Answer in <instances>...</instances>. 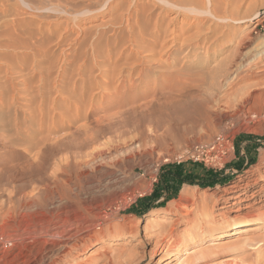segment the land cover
<instances>
[{
	"label": "rangeland",
	"instance_id": "obj_1",
	"mask_svg": "<svg viewBox=\"0 0 264 264\" xmlns=\"http://www.w3.org/2000/svg\"><path fill=\"white\" fill-rule=\"evenodd\" d=\"M184 3L0 0V264H107L110 254L144 264L161 239L187 228L174 224L177 215L198 219L206 196L214 230L264 209V0H217L220 19L209 0ZM196 19L207 21L200 30L207 46L222 53L194 44L167 54L161 45L172 43L170 34L153 45L159 25L176 29L180 43L199 34L184 30ZM205 58L206 66L197 64ZM230 62L239 70L225 81L221 68ZM129 74L133 84L119 87ZM102 152L107 159L91 164ZM181 165L182 179L195 184L163 202L148 199L163 170ZM104 166L122 176L116 190L87 179ZM205 178L218 183L202 188ZM233 185H249L235 192H246L245 203L230 199ZM186 189L190 199L182 200ZM55 224L78 235L49 254L62 241L48 235ZM257 229L222 246L203 244L195 249L209 250L206 258L197 263L193 250L186 264H253Z\"/></svg>",
	"mask_w": 264,
	"mask_h": 264
},
{
	"label": "bare ground",
	"instance_id": "obj_2",
	"mask_svg": "<svg viewBox=\"0 0 264 264\" xmlns=\"http://www.w3.org/2000/svg\"><path fill=\"white\" fill-rule=\"evenodd\" d=\"M171 1H174V2H179L181 4H183L185 2V0H171ZM213 2H217V0H209V3L211 4V13L210 15H212L214 18L216 19H220V17L218 16V7L217 5H214ZM207 3V2H206ZM157 4H152V8H155ZM164 5V3H163ZM172 5V4H170ZM169 5V6H170ZM185 5V3L183 4ZM181 5V6H183ZM229 5V4H228ZM166 6V5H165ZM177 8V7H176ZM136 9V8H135ZM188 9V8H187ZM128 11V10H127ZM163 12L166 14L169 12V9L168 8H164L163 9ZM163 13V14H164ZM204 13V12H203ZM151 15V13H149ZM164 14V15H165ZM209 14V13H208ZM190 15V14H189ZM145 17V16H144ZM187 17V16H186ZM189 17V16H188ZM130 20V19H129ZM151 20V19H150ZM157 20V19H156ZM222 20V19H221ZM228 20L227 18L224 19L223 18V21H226ZM231 20V19H230ZM79 21V20H78ZM229 21V20H228ZM233 21V20H231ZM237 20H235L236 22ZM234 22V21H233ZM239 22V21H238ZM138 23V21L136 22ZM172 23V22H171ZM205 23H207V21L205 19H196L194 21H192L190 24H188L186 26V28L184 29L185 30V34H189L190 31L196 29V30H202V28H204V25H206ZM241 23V22H239ZM156 24V23H155ZM138 25V24H137ZM169 25V24H168ZM167 25V26H168ZM171 25V24H170ZM222 27V26H220ZM227 27H230V24L227 25ZM167 28V27H166ZM183 28V27H182ZM207 29V28H206ZM209 29V28H208ZM254 30V29H253ZM169 31V28L165 29L164 30V27L162 25H159L158 27L155 28L154 32H152L151 36H152V39H154L153 41V45H157L158 44V40L162 37H164V39H166L168 37V34H170V36L172 37L171 41L172 43L167 46V48L164 46V45H161V49L163 50H166V53L168 54V52H175L179 49H186V48H190L192 46H194V44H205V51L207 52V54L211 53V51L213 52V55L215 56L217 53H222L224 50L222 48H219L218 46L214 45L212 47L210 46H207V40L208 38L204 37V35L202 34V32L200 31V33H196V35H188L187 38H184L182 40V42L180 43V37L183 36V35H179V34H176L178 33L177 30L175 29V31ZM183 31V30H182ZM207 31V30H206ZM209 31V30H208ZM211 31V30H210ZM214 31V30H213ZM217 31V30H216ZM223 32V31H222ZM144 33V32H143ZM183 34V33H182ZM219 36V35H218ZM167 41V40H166ZM160 42V41H159ZM213 43V42H212ZM152 45V44H151ZM180 46V48H179ZM168 49V51H167ZM165 54V53H164ZM211 56V55H210ZM213 57V56H212ZM206 60L204 61H200L198 60L197 61V64H204L206 66V64H208V58H205ZM137 62V61H136ZM238 62V61H237ZM139 63V62H138ZM133 63V65H138ZM234 63V62H233ZM233 63H228V64H225L222 66L221 68V71L223 72V75L221 78L224 79L225 81L232 75H234L236 72L238 73V70H239V67H236L235 68V65ZM195 64V63H194ZM144 65V63H143ZM150 65V64H149ZM133 68V67H132ZM139 68V67H138ZM231 68V69H230ZM116 69V68H115ZM141 70V69H140ZM212 70V69H211ZM218 71V70H217ZM144 71H140L139 72V76H142V73ZM213 72V71H211ZM220 72V71H219ZM231 72V73H230ZM120 73V72H119ZM217 74V73H216ZM215 74V75H216ZM219 75V74H218ZM107 77V76H106ZM218 77V76H217ZM216 77V78H217ZM246 77V76H245ZM140 78V77H139ZM219 78V77H218ZM127 79V82H128V85H132L133 84V81H132V74H129L128 76H125V78L119 82V87L120 86H125V81ZM216 80V79H215ZM221 81V80H220ZM218 84V82H216ZM100 84V83H99ZM215 84V83H214ZM216 84V86H217ZM242 85V84H241ZM122 86V87H123ZM229 86V85H228ZM258 87V86H257ZM212 88V87H211ZM210 88V89H211ZM233 88V87H232ZM154 89V88H153ZM215 89V88H214ZM60 91V90H59ZM155 91V90H154ZM253 93V92H252ZM251 93V94H252ZM117 94V93H116ZM208 94V93H207ZM227 94V93H226ZM189 95V94H188ZM263 95V93H261V96ZM180 96V95H179ZM193 96V95H191ZM196 96V95H195ZM200 96V95H199ZM260 95H258L259 97ZM194 97V96H193ZM252 97V95L248 94V97L246 100L249 101V99ZM207 98V97H206ZM220 98V97H219ZM230 98V97H229ZM256 100V98H254ZM109 100V99H108ZM111 100V99H110ZM198 100V99H197ZM200 100V98H199ZM203 100V99H202ZM246 100H243V101H246ZM106 101V100H105ZM104 102V101H103ZM114 102V101H113ZM112 103V101L110 102ZM106 104V102H105ZM119 104V103H118ZM217 104V102H216ZM107 105V104H106ZM105 105V106H106ZM216 106V105H215ZM117 107V106H116ZM168 107V106H167ZM242 107V106H241ZM220 108V107H219ZM136 109V108H135ZM249 109V108H248ZM239 110V109H238ZM133 112V111H132ZM237 112V111H236ZM234 116V115H233ZM192 117V115H191ZM176 119V118H174ZM203 119V118H202ZM177 120V119H176ZM95 136V135H94ZM91 137V136H90ZM93 137V136H92ZM96 137V136H95ZM92 139V138H91ZM59 141V140H58ZM57 142V141H56ZM120 146H118L119 148ZM93 157V156H92ZM97 158V157H96ZM107 159V156L102 152L100 156H98V158L93 161L91 164H94L95 163H98V162H101V161H104ZM114 159V158H113ZM69 163V162H68ZM89 163V164H90ZM87 164V165H86ZM90 164V165H91ZM85 167H88V163H85L84 165ZM91 167V166H90ZM82 168V167H81ZM113 168V167H112ZM97 175V176H96ZM87 176V175H86ZM95 178H94V177ZM89 178L92 177V179L95 181V179L97 178L98 182H94L93 185L95 183H98L100 186V188H103V191L104 192H107L109 191L110 189L114 188L117 186V187H120L121 184H118L121 182V175L118 173V171L116 169H111L110 167H105L98 170L97 173L95 175H92V176H87ZM124 178V177H123ZM122 178V179H123ZM125 180V179H124ZM62 181V180H61ZM54 182V181H53ZM64 183V182H63ZM126 183V182H124ZM96 184V185H98ZM54 185V184H53ZM120 185V186H118ZM63 186V185H62ZM61 186V187H62ZM95 186V185H94ZM93 186V187H94ZM249 185H245L244 187H240L238 185H233L231 188V191L230 193L231 194V197L230 199L232 200H240L239 201V204H243L246 202V192H243L241 193V195H237L235 192L237 190H240V189H247ZM55 187V186H53ZM97 187V186H96ZM90 188V187H89ZM91 189V188H90ZM125 189V188H124ZM92 190V189H91ZM116 190V189H115ZM129 190V189H127ZM61 191V190H60ZM59 191V192H60ZM70 191V190H69ZM97 191V190H95ZM94 191V194H96ZM120 191V190H119ZM66 192V191H65ZM93 192V191H92ZM91 192V193H92ZM101 192V191H100ZM118 192V191H117ZM128 192V191H127ZM227 192V191H225ZM88 193V192H87ZM110 193V192H108ZM229 193V192H228ZM118 194V193H117ZM59 195V194H58ZM109 195V194H108ZM190 193L188 192V190H184L182 193H181V198L182 200H188L190 199ZM95 197V196H94ZM109 197V196H108ZM205 197V196H204ZM210 197V196H209ZM61 198V197H60ZM202 199V197L200 198V200ZM213 199V197L211 198ZM209 198H206L205 199H202L200 202H198L197 200V210H198V219H196V215H194L193 219H191L189 216L184 218L182 217L181 215H177L176 219H175V222L174 224H180V223H185L187 225V228L186 229H183L182 232H177V230H173V232L171 233V238L170 240H166L165 242V239H161V241H159V245L157 247H155V249L152 251V253L150 254V257H149V260L144 263V264H186L192 253L194 251H196L195 248H198L200 246H202L203 244H209V245H212V246H222V245H225L228 243L229 240L231 239H234L236 237H239L241 236L242 234L244 233H248L250 232L251 228L253 227H257L258 231L260 232L261 235H259L258 237V240L257 242L260 244L258 245V247L256 246L253 250L256 251V260L253 264H264V249L263 250H259L262 248L263 244H264V209H254L253 210V213L252 214H249V215H246L245 219L243 221H238V217L235 218V221L234 223L230 226V229H228V227H223V228H220V229H215L214 228H211L209 226L210 223L213 222V220L215 219L214 218V215H213V212H212V207L210 206V200ZM180 202V201H179ZM195 202V201H194ZM97 203V202H96ZM60 204V203H59ZM96 205V204H95ZM67 206V205H66ZM177 207V206H176ZM175 207V208H176ZM230 205L228 203H226V205H224L222 207V209H229ZM26 208V207H25ZM182 208V207H181ZM68 211H72V206H68ZM196 210V209H195ZM67 211V212H68ZM89 212V211H88ZM226 212V211H225ZM221 213V216H224V213ZM115 213V212H114ZM195 218V219H194ZM152 222H154L156 219H150ZM157 223V222H155ZM154 223V224H155ZM99 225V224H98ZM161 225V224H160ZM156 226V225H155ZM42 227V226H41ZM67 226L63 225V226H57L56 224L54 225L53 230H57V232L55 234H48L54 238H60L62 239V241H58L60 242L59 244H53L51 245L50 248H48L49 250V254H52V252L54 250H56L57 246H59L61 243L62 245H65V246H68L70 245L71 243V240L73 237H76L75 234L72 235L70 234L67 229L65 228ZM127 225L126 224H123V228H126ZM157 227V226H156ZM163 227V226H162ZM46 228V227H45ZM68 228V227H67ZM128 229V228H127ZM219 230V231H218ZM90 232L92 231H86L87 236L86 238L88 237H91L90 235ZM74 233V232H73ZM78 233V232H76ZM132 233H134V231L132 230ZM159 234V233H158ZM36 237V236H35ZM179 237V239H177ZM45 238V237H44ZM85 238V236L83 237H80L81 241ZM50 239V238H49ZM92 239V237H91ZM59 240V239H58ZM98 240V238L96 239ZM75 241V240H74ZM98 241L95 242V244H98L97 243ZM165 242V243H163ZM43 246V245H42ZM41 247V246H40ZM76 247V246H74ZM44 248V247H43ZM199 249V248H198ZM32 250V249H31ZM69 250V249H68ZM91 253L94 252L93 250V247L90 249ZM194 250V251H193ZM57 251V250H56ZM209 250H204V249H201L199 251H196L195 253H193V256L195 257V261L197 263L201 262L202 260H204L206 258V253H208ZM86 252V251H84ZM44 253V252H43ZM56 255V254H55ZM160 256L159 260L156 262V256ZM122 258H125L126 256H129V254H126L124 255L122 253ZM108 257V263L107 264H121V258L117 257V258H112L111 257V254L107 256ZM39 260V259H38ZM55 262V260H54ZM57 262V261H56ZM195 263V262H194Z\"/></svg>",
	"mask_w": 264,
	"mask_h": 264
},
{
	"label": "crops",
	"instance_id": "obj_3",
	"mask_svg": "<svg viewBox=\"0 0 264 264\" xmlns=\"http://www.w3.org/2000/svg\"><path fill=\"white\" fill-rule=\"evenodd\" d=\"M250 144V142H247ZM249 146H246V148ZM250 152V151H249ZM251 154V153H249ZM240 155V153H239ZM248 158V156H246ZM194 168H196L197 171L200 170L201 165L199 164H192ZM188 169L186 168V165H181L179 167H174V169L166 168V170H163L162 176L160 177V185L157 188L160 194V199L153 200L155 202H163L164 200H168L170 198H173V195L181 192L182 185L180 181L176 178H174V174H179L182 177L188 176L187 174ZM212 175V174H210ZM191 178V176H189ZM180 183V184H179ZM167 187V189H166Z\"/></svg>",
	"mask_w": 264,
	"mask_h": 264
},
{
	"label": "trees",
	"instance_id": "obj_4",
	"mask_svg": "<svg viewBox=\"0 0 264 264\" xmlns=\"http://www.w3.org/2000/svg\"><path fill=\"white\" fill-rule=\"evenodd\" d=\"M174 178L178 179L181 184H183V183H188V184H191V185H194L195 184L194 182H190V181H187V180H183L178 173L177 174H174ZM205 179L206 180L203 181V183L201 184V187L202 188L212 187V186H215L218 183V182H215L214 180L212 181V179H209V178H205ZM166 189H167V187H166ZM160 197L161 196L159 194V191L157 189H155L154 192H153V194L148 199L158 200V199H160ZM146 199L147 198H144L142 201H145Z\"/></svg>",
	"mask_w": 264,
	"mask_h": 264
},
{
	"label": "built area",
	"instance_id": "obj_5",
	"mask_svg": "<svg viewBox=\"0 0 264 264\" xmlns=\"http://www.w3.org/2000/svg\"><path fill=\"white\" fill-rule=\"evenodd\" d=\"M215 150V146H210V147H201L198 149V153L197 154H193L192 155V160L194 162H200V155L201 154H204L205 152H208V151H214ZM221 156L224 155V152L220 154ZM220 155L218 154L217 158L220 157Z\"/></svg>",
	"mask_w": 264,
	"mask_h": 264
}]
</instances>
